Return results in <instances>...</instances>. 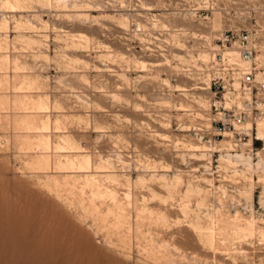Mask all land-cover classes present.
<instances>
[{
    "label": "rangeland",
    "instance_id": "374dc122",
    "mask_svg": "<svg viewBox=\"0 0 264 264\" xmlns=\"http://www.w3.org/2000/svg\"><path fill=\"white\" fill-rule=\"evenodd\" d=\"M27 1L0 0V264H264V138L209 145L196 88L228 30L264 78V0Z\"/></svg>",
    "mask_w": 264,
    "mask_h": 264
},
{
    "label": "built area",
    "instance_id": "2783aa9c",
    "mask_svg": "<svg viewBox=\"0 0 264 264\" xmlns=\"http://www.w3.org/2000/svg\"><path fill=\"white\" fill-rule=\"evenodd\" d=\"M233 48L236 57L228 56ZM258 50L249 33L221 32L209 58L201 63L196 88L209 94L206 122L198 133L215 146L230 134V149H252L253 132L264 116V78L257 76L254 54Z\"/></svg>",
    "mask_w": 264,
    "mask_h": 264
},
{
    "label": "bare ground",
    "instance_id": "6f19581e",
    "mask_svg": "<svg viewBox=\"0 0 264 264\" xmlns=\"http://www.w3.org/2000/svg\"><path fill=\"white\" fill-rule=\"evenodd\" d=\"M30 1V0H29ZM38 1V0H37ZM28 1L27 0H2V3H3V5L5 6V7H7V8H9V9H11L12 11H15V10H20V9H23L24 7H25V5L27 6V3ZM40 2V1H39ZM29 3H31V2H28V4ZM29 7V6H28ZM30 8V7H29ZM24 10H26V9H24ZM23 10V11H24ZM27 11V10H26ZM5 20V19H4ZM3 20V21H4ZM27 20V19H26ZM2 22V21H1ZM3 23V22H2ZM18 23V22H17ZM7 23H5V25H6ZM8 25V24H7ZM17 25V24H16ZM28 25V24H27ZM1 26V25H0ZM3 27V26H2ZM33 28V27H32ZM48 29V28H47ZM72 41H73V43L75 42H77V46H79V45H82L83 47H87V45H88V36H87V34H85V33H83V32H78L76 35H74V36H72ZM72 43V42H71ZM72 46V45H71ZM75 46H76V44H75ZM80 47V46H79ZM78 48V47H77ZM108 48V47H107ZM74 49H76V47L74 48ZM80 50V49H79ZM83 50H86V49H84L83 48ZM105 50H107L106 48H105ZM111 54V53H110ZM233 54H235V52H231V53H228L227 55L228 56H231V57H236V56H234ZM111 56V55H110ZM181 91H186L184 88L183 89H181ZM32 108H34L36 111H43L44 109H46L47 108V105H46V103L44 102V101H42V100H38V101H36V102H32ZM50 109V108H49ZM46 111V110H45ZM34 112V111H33ZM49 121L47 122V121H42L41 122V125L39 126V127H33L32 125L33 124H29L28 125V129L31 131V130H33V129H35V131L36 130H38V129H41L42 131H47V129L49 128ZM56 124H58V122L56 121ZM56 128H58V127H56ZM256 131H257V137H258V139L260 140V139H262V138H264L263 137V135H264V122H263V120H259L258 122H257V126H256ZM34 131V132H35ZM37 132V131H36ZM66 137H67V135H65ZM64 136V137H65ZM63 137V136H62ZM58 138H60V137H58ZM61 139V138H60ZM65 139V138H64ZM68 139H69V136H68ZM61 141V140H60ZM70 141H75V140H62V142H59V143H62V145H58V146H56V150H63V149H67L66 151H72V149L74 148L73 146H78V144H76V143H74V144H72V142H70ZM42 143V142H41ZM45 144H46V148H49V143H48V141L47 140H45V142H44ZM58 143V144H59ZM76 144V145H75ZM202 147H204V146H202ZM76 148V147H75ZM78 148H80V147H78ZM78 148H77V150H78ZM187 149H190V150H199V146H187L186 147ZM205 148V147H204ZM55 150V151H56ZM76 150V149H75ZM79 150H81V149H79ZM63 152V151H62ZM75 152V151H74ZM78 152V151H77ZM79 152H82V150L81 151H79ZM63 155V154H62ZM70 155H72V154H70ZM70 155H69V157H70ZM77 155V154H76ZM68 156V155H67ZM78 156V155H77ZM74 157V156H73ZM76 157V156H75ZM74 157V158H75ZM83 157V156H82ZM82 157H80V159L82 158ZM67 158V157H66ZM65 158V159H66ZM71 158V157H70ZM77 158V162L75 161V160H67L66 159V161H65V164L68 166L67 168H69V169H71L72 171H74L73 169H78V171H82L81 169H83L84 168V166H83V164H86V165H88L89 164V161L87 160V157H86V159H85V157H84V159H83V161H78V159H79V157H76ZM75 158V159H76ZM72 159V158H71ZM79 159V160H80ZM242 160V159H241ZM243 161H245V160H243ZM247 162V161H246ZM232 163V162H231ZM250 166V165H249ZM71 171V172H72ZM87 177H89V175L87 176ZM93 178H90V179H87V183L88 184H92L93 182ZM165 181V180H164ZM163 181V182H164ZM162 182V183H163ZM165 183V182H164ZM166 185L164 186L163 184H161V185H163L162 187H166L167 186V183H165ZM168 184H172V182L171 183H168ZM175 184H176V182H175ZM174 184V185H175ZM170 186V188H171V185H169ZM169 186L167 187V188H161V189H163V190H167L168 188H169ZM172 187H174L173 185H172ZM170 188H169V194H170ZM172 190H173V188H172ZM171 190V191H172ZM175 191V190H174ZM173 191V192H174ZM165 192V191H164ZM168 192V191H167ZM167 192H165L166 194H168ZM174 193H172L171 195H173ZM170 195V196H171ZM202 204H203V201L201 202ZM184 208H185V206H184ZM183 208V209H184ZM188 209V208H187ZM189 211V210H188ZM187 212V211H186ZM183 213V212H182ZM194 213V212H193ZM190 215V214H189ZM188 216V214L185 216V217H187ZM189 217V216H188ZM199 217V216H198ZM208 217H210V216H208ZM199 219H201V217L199 218ZM197 220V219H196ZM199 221V220H198ZM214 221L215 220H211V221H209L210 223L208 224V225H205V226H202L200 223H198L197 221L194 223L195 224V228L196 229H198V230H200V231H203L204 233H206V234H203V236L205 235V238H206V243H208L210 246L213 244V241H214V228H213V224H214ZM191 227V226H190ZM191 228H193V227H191ZM195 230V229H194ZM232 232H233V234H239V235H247L248 233H250L251 232V223L249 222V220L248 221H245L244 222V225H235L234 227H233V229H232ZM199 234H200V232H198ZM202 233V232H201ZM201 235V234H200ZM201 237V236H200ZM202 240H204V239H202Z\"/></svg>",
    "mask_w": 264,
    "mask_h": 264
}]
</instances>
